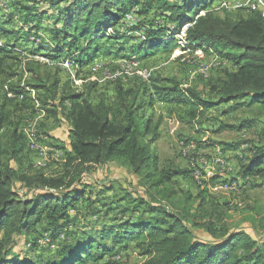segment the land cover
<instances>
[{"label":"trees","instance_id":"1","mask_svg":"<svg viewBox=\"0 0 264 264\" xmlns=\"http://www.w3.org/2000/svg\"><path fill=\"white\" fill-rule=\"evenodd\" d=\"M214 1L218 0H51L55 19L53 40L57 49L47 46L48 50H40L47 51L48 59L55 60L67 47L74 48L79 39L89 38L90 42L79 50L80 55L75 61L82 67L101 53L100 41L108 40L113 45L118 40L129 43L132 37L128 34L144 32L140 43L131 51L135 55L150 56L159 49H170L177 42L174 36L180 33L183 24L185 29L191 24L186 31L185 51L201 48L207 53L215 52L236 69L225 70L220 78L210 82L207 94H199L176 79L169 80L160 75L154 81L129 86L117 80L113 100L103 95L95 98L98 94L96 84L86 86V92L77 91L71 81L62 84L59 75H52L46 64L31 60L25 65L34 84L6 85L1 80L8 74L6 62L9 59L17 61L18 57L12 54L14 49L9 45L0 44V264H83L85 258L99 262L103 256L95 250L104 255L120 244L128 247L135 240H140L136 247L148 258L144 264H264V238L257 240L246 231H224L223 241H219L217 231L209 224L202 228H206L214 239L203 241L196 237L194 229L186 223L190 210L187 207L179 209L176 201L183 195L186 203L193 199V195L185 193L178 184L179 177L191 176L190 164L184 169L171 165L160 168L154 147L161 136V122L155 120L154 112L157 102L186 106L180 120L188 124L224 104H234V109L255 105L264 113V17L260 12L245 8V15L235 16V12L228 9L208 11ZM154 4L159 5L161 11L156 13L157 19L162 18L155 28L138 26L129 29L128 34L118 31L115 35L108 34L109 29L135 8L141 6L136 13L144 16ZM203 10L207 11L201 14ZM167 22L177 28L172 30ZM0 33L4 41L14 38L18 44L22 32L0 28ZM64 42H68L67 45ZM116 53L127 57L125 49L118 48ZM28 89L36 91L40 109L58 103L57 108L62 109L71 129V152L66 155L60 171L54 174H48L44 169L34 171L32 165L24 171L20 166L31 151L27 149L21 128L24 123L22 113L27 107L34 110L36 107V100ZM10 94L14 97H9ZM12 113H19L14 115L20 116L15 122ZM242 126L245 128L247 123ZM242 126L223 125V128L235 130ZM222 145L235 148L226 143ZM249 152L248 162L240 161L238 176L246 183L250 179L260 180L264 186V146L253 147ZM115 162L128 168L143 186L151 189L150 196L155 203L144 197L134 198L133 194L123 196L119 200L121 204L134 205L122 207V213L130 212V217L117 226L102 229L99 244L91 237L82 243H63L55 259L42 263L24 257L22 251L15 252L19 239L41 224L45 230L43 237L47 234L52 242L57 241L63 228L71 223L69 210L88 190L93 191V184L84 181L85 173L92 166ZM236 179L232 177L231 180ZM213 180L221 181L220 178ZM16 183L33 191L32 195L24 197L17 192ZM105 191L115 192V189L111 186ZM203 193L205 196L206 191ZM162 200L166 204L157 203ZM198 206L203 207V204ZM108 238H112L113 247L105 243ZM38 241L29 246L36 248ZM109 264L122 263L113 260Z\"/></svg>","mask_w":264,"mask_h":264},{"label":"rangeland","instance_id":"2","mask_svg":"<svg viewBox=\"0 0 264 264\" xmlns=\"http://www.w3.org/2000/svg\"><path fill=\"white\" fill-rule=\"evenodd\" d=\"M50 3L51 0H0V28L11 32H22L18 44L15 43L14 38L4 41L1 39L0 33V44L9 45L14 49L15 53L12 54L18 57L17 61L9 59L6 62L5 68L8 70V74L1 78L6 85L27 86L34 84L33 76L25 65L28 60L46 64L52 75H59L62 84L71 81L77 91L86 92V86L96 84L98 94L95 98L103 95L109 100H113L115 97L117 80L111 79L114 74H121L119 80H122L125 86L139 84L147 80L154 81L161 75L169 80L176 79L185 88L194 89L199 94H207L210 82L220 78L225 70H236L215 52L207 53L201 48L198 51H184L178 47L183 33L192 26L189 23L186 30V25L183 24L180 33L174 36L177 42L170 49H159L150 56L135 55L131 49L140 43L144 32L128 34L129 29L138 26L145 28L153 26L155 28L157 22L162 20V18L158 17L157 19L156 17V13L161 12L158 9L159 5L156 4L144 16L136 13L138 9H141L139 6L125 18L122 17L112 29H109L108 34L115 35L117 31L126 33L131 35L132 41L128 43L118 40L114 45L108 40L100 41L101 53L87 66L76 65L75 61L80 55L79 50L85 48L90 42L89 38L79 39L74 48L67 47L62 56L50 60L46 55L47 51H40L48 50L47 46L56 48L53 40L55 19L52 16L53 10L50 8ZM243 5L241 0H218L211 2L207 10L222 12L223 9H228V11L235 12L233 16L239 13L245 15L247 10L244 8H247ZM207 10L200 13L204 14ZM166 25L170 26L172 30L177 28L170 22H167ZM64 43L67 45L68 42ZM118 48L127 50V57L116 53ZM108 53L111 55H107ZM57 106L58 103L56 106L41 107V110L35 107L36 112L33 107H31L32 109L27 107L22 113L24 123L21 128L26 136L27 149H29L28 142L32 137L28 139L25 130L30 133L26 126L27 121L31 120L36 130L43 135L41 144L56 148L58 152L47 159L41 153L30 151L20 165L22 170L26 171L29 165H32L34 171L44 169L48 174L60 171L61 164L69 153L71 129L65 120L62 109ZM154 107L155 120L161 122V136L154 146L159 156L160 168L169 165L180 169L188 168L191 155L198 156L199 153H206V156L211 157L216 152H220L229 162L230 169L223 173L225 176L221 172L219 173L223 177L215 176L221 181L211 180L209 186L199 187L191 176L182 179L179 177L182 181L180 184L178 183L179 187L181 186L185 193H191L193 199L190 203H186L185 195L179 196V199L176 200L177 207L179 209L187 207L190 210L186 215L189 217L186 223L194 229L196 237L203 241L214 239L205 231L206 228H202L209 224L217 231L219 241H223L224 231H227L226 233L246 231L255 239L262 240L264 238V186L261 185L260 180L252 179L251 181L250 179L248 181L250 186L246 184L247 187H245L243 186L244 180L238 176V173L240 161L246 163L251 156L249 149L264 146V113H261L259 107L257 108L255 105L234 109V104H230V106L224 104L188 124L180 120L186 106L157 102ZM55 113L57 117H55ZM14 115L12 113L11 118L15 122L20 116L17 118ZM244 122L247 123L245 128L242 126ZM223 125L242 126V128L224 129ZM181 142L187 147H194L189 150V155H183L182 147H180ZM223 143L233 145L235 148H225ZM13 166L18 168V164L15 162H13ZM232 177L237 179L231 180ZM223 178H227V180H223ZM84 181L93 184V191L88 190L83 199L69 210L72 218L71 223L63 228L64 232L60 238L52 242L47 234L43 237L42 234L45 230L41 224L31 230L28 235L19 239V244L14 249L15 252L21 253L22 251L24 257L36 263H42L55 259L59 247L63 243L76 241L82 243L91 237L99 244L102 229L117 226L130 217V212L122 213V207L132 208L134 205L126 202L121 204L119 200L123 196L133 194L134 198L144 197L155 203L150 196L151 189L143 186L139 178L132 174L128 168L120 166L116 162L92 166L85 173ZM230 181H237L240 186L239 190L221 189L224 183ZM251 184L257 187L253 188ZM111 186L114 187L115 192L105 191ZM15 190L24 197H30L33 193V191L24 188L21 183L15 184ZM204 191H206L205 196L203 195ZM152 195L155 196L156 193L153 192ZM157 203L163 205L165 202L162 200ZM199 203L203 204V207H199ZM168 208L173 210L170 205ZM135 218H138L137 214ZM37 239L39 240L38 245L36 248H31L29 244ZM139 241L131 242L128 247H124V243L120 244L104 255L95 250L97 254L103 256V259L94 262L85 258L83 264H109L113 260L122 264H144L148 258L142 255V249L136 247ZM260 242L262 243V241ZM105 243L113 247L112 238H108Z\"/></svg>","mask_w":264,"mask_h":264},{"label":"built area","instance_id":"3","mask_svg":"<svg viewBox=\"0 0 264 264\" xmlns=\"http://www.w3.org/2000/svg\"><path fill=\"white\" fill-rule=\"evenodd\" d=\"M242 3H244L243 6L247 8L248 11L251 12H260L264 17V0H241ZM186 30V29H185ZM186 31L183 33V37L181 38V42H179V47H181L184 51L187 47L186 42ZM203 50V49H201ZM186 51H190L187 49ZM121 77V74H114L112 75V80H119ZM30 90V89H28ZM32 97L34 100H36L37 93L34 90H30ZM9 97H14L12 94L9 95ZM23 98V96L21 97ZM36 108H39V102L36 100ZM38 110H41L40 108ZM43 111V110H42ZM26 128L30 130V133L27 132L28 139L31 138L28 142L29 150L41 153L43 157H46L47 159L51 158L52 156L56 155L57 149L52 148L51 146H44L41 144V139H43V135L36 130L34 123L30 120L27 121ZM180 147H182L183 155H189L188 152L190 149L194 148L193 146L187 147L181 142ZM198 154V153H196ZM189 164L191 167V177L196 181V183L199 186H209V183L211 180L215 178L217 175H221L224 172H228L230 167L228 166L229 162L225 159V156H223L220 152L208 157L206 156V153H199L198 156L191 155ZM222 176V175H221ZM223 176H225L223 174ZM222 176V177H223ZM248 179V178H247ZM244 180V179H243ZM249 183H246V180L243 181V186L247 187ZM228 188L231 190H239L240 186L237 184V181H230L228 183H224L222 188Z\"/></svg>","mask_w":264,"mask_h":264},{"label":"crops","instance_id":"4","mask_svg":"<svg viewBox=\"0 0 264 264\" xmlns=\"http://www.w3.org/2000/svg\"><path fill=\"white\" fill-rule=\"evenodd\" d=\"M162 103V102H161ZM228 106H230V104H227ZM219 108V107H218ZM228 108H230V107H228ZM210 111H212V110H210ZM161 133V132H160ZM69 152H71V149H69ZM231 167H232V164L230 165ZM182 178H186L185 176H182L181 177V179ZM178 181H179V184L182 182L179 178H178ZM184 182V181H183ZM181 187V186H180ZM181 189H183L182 187H181ZM184 190V189H183Z\"/></svg>","mask_w":264,"mask_h":264}]
</instances>
